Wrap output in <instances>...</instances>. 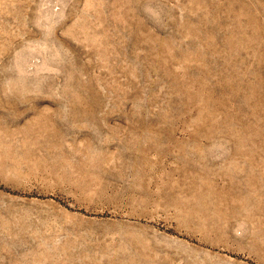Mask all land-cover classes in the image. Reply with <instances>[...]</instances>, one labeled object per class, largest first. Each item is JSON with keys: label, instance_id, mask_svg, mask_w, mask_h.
<instances>
[{"label": "rangeland", "instance_id": "374dc122", "mask_svg": "<svg viewBox=\"0 0 264 264\" xmlns=\"http://www.w3.org/2000/svg\"><path fill=\"white\" fill-rule=\"evenodd\" d=\"M0 264H264V0H0Z\"/></svg>", "mask_w": 264, "mask_h": 264}]
</instances>
